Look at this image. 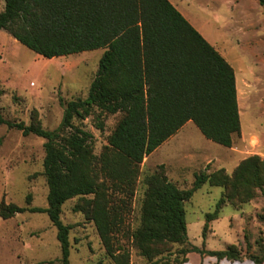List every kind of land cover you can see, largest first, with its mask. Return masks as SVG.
<instances>
[{"label":"trees","instance_id":"1","mask_svg":"<svg viewBox=\"0 0 264 264\" xmlns=\"http://www.w3.org/2000/svg\"><path fill=\"white\" fill-rule=\"evenodd\" d=\"M258 2L264 7V0ZM2 29L49 58L105 51L88 95L61 99L64 113L55 130L10 120L0 112V126L46 139L43 173L49 187L48 207L20 206L3 198L0 217L47 212L57 228L61 260L69 264L72 226L63 222L62 206L79 197L83 202L75 210L94 221L108 255L117 264H131L129 252L125 249L124 260L115 246L123 222L115 193L132 196L144 159L189 121L206 138L233 145L242 130L234 67L171 0H5ZM95 110L100 128L103 114H122L99 155L93 134L75 122ZM205 183L224 187V195L216 210L206 214L204 237L208 222L226 202L240 207L255 198L258 189L264 193V158L250 155L231 173L225 168L196 172L190 187H180L161 164L145 177L140 224L128 232L133 245L149 260L179 244L185 254L263 263L264 251L244 255L236 244L224 250L189 246L185 202ZM259 218L264 220V214Z\"/></svg>","mask_w":264,"mask_h":264},{"label":"rangeland","instance_id":"2","mask_svg":"<svg viewBox=\"0 0 264 264\" xmlns=\"http://www.w3.org/2000/svg\"><path fill=\"white\" fill-rule=\"evenodd\" d=\"M179 11L213 44L235 69L241 134L227 146L206 138L193 122H188L173 139H168L147 156L132 196L117 191L123 222L116 233L115 246L131 264H217L215 256L197 252L182 253L183 245L174 244L163 257L149 260L140 254L128 232L140 224L146 189L145 177L161 164L169 178L180 187H190L195 173L225 168L228 172L253 154L264 156V7L258 0H171ZM5 0H0V12ZM105 49H95L60 57H45L0 30V112L10 120H23L55 130L61 123L65 102L85 98ZM94 113L75 122L93 134L94 152L99 155L122 114H103V128ZM45 138L23 135L6 124L0 126V202L26 207L49 205V187L44 175ZM224 195V187L205 183L185 202L189 246L224 250L236 244L244 255L264 251V193L257 190L252 200L236 207L226 202L218 217L208 222ZM126 201V203H125ZM79 197L66 201L61 218L70 230L69 264H117L101 242L93 220L75 206ZM245 232L248 240L245 239ZM188 246V245H185ZM57 228L47 212L24 211L0 217V264H64ZM187 259L186 262H177ZM233 261V260H232ZM167 262V263H166ZM229 264V263H226Z\"/></svg>","mask_w":264,"mask_h":264},{"label":"crops","instance_id":"3","mask_svg":"<svg viewBox=\"0 0 264 264\" xmlns=\"http://www.w3.org/2000/svg\"><path fill=\"white\" fill-rule=\"evenodd\" d=\"M190 122V121H189ZM192 122V121H191ZM188 123V122H187ZM186 125V124H185ZM178 133V131L175 133V134H173L169 139H173L175 136H176V134ZM173 137V138H172ZM168 140V139H167ZM166 140V141H167ZM165 141V142H166ZM164 142V143H165ZM163 143V144H164ZM161 146V145H160ZM159 146V147H160ZM158 147V148H159ZM230 148V147H229ZM258 153H260V154H262L263 156H264V152H258ZM151 155V154H150ZM226 263H229V264H256L253 260H251V259H249V258H247V257H245L243 260H234V261H232V260H228V259H226V258H224V259H221L220 261H218V263L217 264H226ZM186 264H191L190 262L189 263H186ZM261 264H264V262L263 263H261Z\"/></svg>","mask_w":264,"mask_h":264}]
</instances>
